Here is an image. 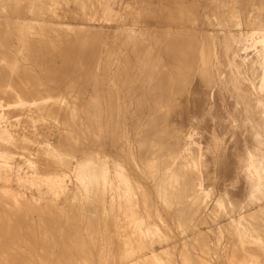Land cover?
Masks as SVG:
<instances>
[{"label":"rangeland","instance_id":"1","mask_svg":"<svg viewBox=\"0 0 264 264\" xmlns=\"http://www.w3.org/2000/svg\"><path fill=\"white\" fill-rule=\"evenodd\" d=\"M0 1V15L2 14L3 16V12L6 10L7 13L5 12L4 16L6 18L13 17L14 14L12 15L10 13L14 11V8L12 10L10 8H12L11 5L13 7L15 6L10 1L14 2V0H8V2L5 0L6 4L4 0ZM18 1L19 0H15L17 3ZM23 1L20 0L18 4L14 3L17 7L15 10L19 8L17 5L25 4L24 7L22 5V8L20 6L18 11L22 12L24 10L27 12V10L30 9L28 12L32 14L27 15L29 19H37L39 22L43 15L46 19L43 18L41 20L43 22L40 24L35 22V24L38 25H34L35 30L33 27L32 31L23 37L25 43L27 40V45L24 46L27 49L23 47L21 48L22 51L19 46L20 44L18 45V43H16V41H18V36H14L17 39L14 38L13 35L15 34L12 35L11 32H7L5 28L2 29H5L4 31L0 30V98L2 97V100L0 99V127L7 131L6 136L11 134L15 138L14 141H18L16 143L17 145L14 144V146L6 143V141L0 142V150L8 155V159L0 158V264H87V262L88 264H264V102L259 101L258 103L256 95H248L252 96V98L255 97V99L249 101V103L245 105L241 103L238 92L241 91L242 88L238 85H232L229 78L231 77L230 73L240 74V79L245 87L252 89L254 92L259 89V93L264 95V90L261 89L259 84L262 80L258 77V73L254 75L255 72L252 71V69L256 70V68H263L261 70H264V43H260L261 35L252 34L253 36L250 35L248 37L247 34L250 29H264V0H221L227 2L228 5H223L220 10L217 7L216 0H46V3L45 0H42L44 2L40 0L42 3L38 0L41 4L38 3L35 4V6L34 3L38 2L37 0H31V2L33 1L32 4L30 0ZM2 2L5 4L3 5L5 6V10L3 9ZM21 2L23 3L21 4ZM7 3L11 4L8 5ZM241 3L247 4L244 5ZM6 6H10V8H6ZM41 7L46 8V15L44 8L42 9ZM243 7L251 10V13L246 17L249 18L253 24L248 27L242 26L241 24L240 19L244 18V16L240 14V10ZM40 8L42 13L40 11L37 12ZM235 9H238L237 13ZM30 11L32 12L30 13ZM8 12L10 16L7 15ZM35 13L36 16L34 15ZM39 13H41V15H39ZM188 13L190 15H188ZM207 13L210 16L211 23L207 22ZM26 14L24 13L25 16L23 14L20 16L27 18ZM72 15L79 19V26L74 27L76 24L69 19ZM4 16H0V20H2L0 21L1 23H4L3 19H6ZM134 17H136V19H133ZM155 18L161 19L159 24L155 23ZM223 20H227V22H223ZM237 20L239 22H237ZM50 21L64 22L67 24L64 27L68 29L64 30L65 28L63 27L64 29L62 30L56 29L51 31L55 28L52 26L48 28V23ZM177 21H179V23ZM41 26L43 28L45 27L43 30H48V32H44ZM2 27L3 26L0 25V28ZM38 27H40L41 30ZM100 27H104V29L101 31ZM207 28L211 34L217 37L216 42L219 44L217 46V51L220 58L218 60V70L215 69L217 75H212L213 72L207 70ZM226 30L228 31V35ZM42 31L47 36H45ZM60 32L62 35H60ZM27 36L29 37L27 38ZM64 37L67 38L65 39ZM227 42L228 49L233 53L235 49H237L239 53L244 54L247 61L243 62L242 59H240L237 62V67L233 65L229 68L224 52ZM10 43L12 45H10ZM46 43L49 44L47 45ZM80 43L82 45H80ZM15 44L19 47L18 49ZM28 44H30V46ZM185 44L188 46V52L182 57L184 67H180L178 66L179 48H182ZM92 50H95V52ZM93 53H95L93 55L94 58L92 56ZM77 56L79 57L77 58ZM91 56L94 61H92ZM202 56L205 57L204 60H202ZM232 56L235 57V54ZM227 57H229V54ZM79 63L82 64L80 65ZM70 64L77 67H72L73 65ZM89 65L90 67H88ZM96 65H98V68H95ZM210 65L212 64L210 63ZM57 69L58 71H56ZM263 77L264 73L262 79ZM14 78L17 79L19 83H17L18 81ZM79 80L82 81L80 82ZM24 81H26V83ZM62 81L64 83H62ZM52 82L54 84L53 86H51ZM61 83L62 85L64 84V87L61 86ZM29 84L31 85L29 86ZM19 88L20 90L28 89L29 93L32 92L30 94L28 93V98L23 95L29 101V104H15L13 101L15 100L16 102L14 95L3 93L5 89L6 92L9 93L12 92L13 89L19 90ZM84 89L86 91H84ZM74 92L75 94H73ZM39 93H41V95ZM10 95H12L13 98ZM73 97H77L74 99L75 101L72 100ZM91 99L92 101H90ZM96 99L98 103L95 101ZM48 100L53 103H48ZM54 101L56 104H54ZM109 102L110 104L108 106ZM44 103L48 107L44 106ZM111 103H113V105ZM50 104H52V106H49ZM86 106L88 107L86 108ZM95 106H99V109ZM70 107L75 110H72ZM61 111H63V113ZM195 111L199 114L197 115ZM261 111H263L262 114ZM14 112L16 113L14 114ZM75 113L78 114L76 115ZM244 114L248 116H244ZM63 117L64 119L66 118V121ZM54 118H57L56 123ZM61 119H63V122ZM98 119L100 123L98 122L97 124ZM255 120L256 122L254 123ZM163 124L165 126H163ZM90 125L93 126L91 127ZM242 125H244V127ZM101 127L102 130L100 129ZM188 127L191 128L188 129ZM180 130L185 131L184 133L181 131V133ZM101 132H103L102 138L100 135ZM178 132L181 133L180 135H182V138L184 137L183 139H181V136L179 137ZM190 132L194 134L192 137L193 139L191 138L192 135H190ZM3 134L2 130H0V136ZM151 135H153L154 138ZM64 136L66 138H64ZM60 138H62V143ZM176 138L177 143H175ZM190 138L193 142L190 141L189 143L188 141L191 140ZM101 139H103L104 142ZM178 140L179 142L184 141V143L180 142V144ZM48 141L53 145V148L46 144ZM72 142L75 143V146ZM192 143L197 144L195 145L196 147L200 144V149H197V147L196 150L195 147H192L194 146ZM67 144L69 145L67 146ZM101 144L104 146L102 147ZM255 144L260 145H258V147ZM55 146L57 148H55ZM65 146L68 149L65 148ZM155 146H157V149ZM260 146L262 147L260 148ZM77 148L78 150H76ZM181 148L183 152L185 150H187V152L193 151L192 153L190 152L191 158L189 153L186 154V151L184 152L185 154L183 152L181 154ZM200 150L201 152L203 151V153H200ZM39 151L43 152L41 153ZM90 151L93 152L91 153ZM249 151H254L256 152L255 154L258 155L256 156L255 162H253L257 168L248 171L247 168L253 166V164L248 163V161L244 159ZM194 152L197 153L193 155ZM66 153L68 154L66 155ZM200 154L201 156H196ZM178 155H180V157ZM205 155H207V157ZM193 156L194 158H192ZM97 158L98 160L94 161V159ZM149 158L150 160H148ZM91 159L94 163L100 162L103 169L106 168V178L98 177L95 180V177H87L84 178V180L80 179L79 173L81 167ZM92 160L90 162H92ZM151 161H153V164ZM105 163L106 165H104ZM161 163L162 165L160 166ZM81 164L83 165L81 166ZM38 165H40L39 168L35 169ZM198 166L202 171L198 169ZM40 168L42 169L40 170ZM206 172L209 173L207 174ZM181 173L183 175H181ZM196 174H198L199 177H197ZM58 180L60 184H62L61 187H58L55 182ZM187 184L189 186H186ZM95 187L96 189H94ZM51 188H53V190ZM93 189L96 190V192ZM138 189L144 190V192L138 191ZM97 192L99 194H97ZM168 192H172L173 194ZM189 193L190 195L188 196L187 194ZM191 193L195 195H191ZM199 193L200 195H198ZM181 196L183 197L179 198ZM14 202L15 205L13 204ZM34 203H36V205ZM41 203L42 205H40ZM95 206H98V208ZM182 206H187L188 208H186L188 210L182 208ZM177 208H181V211H178ZM183 210H185V212H183ZM176 211L177 213H175ZM96 212L99 214L98 216H96ZM140 212H142V214H140ZM109 213L111 214L109 215ZM106 217L108 219L110 217L111 221L106 219ZM58 221L59 223H57ZM106 222H109V225ZM146 222L149 223L146 224ZM184 223H187L185 224L186 226ZM79 225L81 227H79ZM76 257L78 260L75 259Z\"/></svg>","mask_w":264,"mask_h":264},{"label":"bare ground","instance_id":"2","mask_svg":"<svg viewBox=\"0 0 264 264\" xmlns=\"http://www.w3.org/2000/svg\"><path fill=\"white\" fill-rule=\"evenodd\" d=\"M9 1H10V0H9ZM19 1H20V0H19ZM19 1H18V3H19ZM22 1H23V0H22ZM35 1H36V0H35ZM37 1H38V0H37ZM39 1H40V0H39ZM39 1H38V2H35V3H34V6H35V4H38ZM41 1H42V0H41ZM41 1H40V2H41ZM118 1H119V0H118ZM0 2H1V1H0ZM4 2H5V0H4ZM6 2H8V0H7ZM6 2H5V4H6ZM10 2H11L15 7H13V6L11 5L12 8H10V6H6V8L8 7V8H10L11 10L14 8V11H12L10 14H12V15L14 14L15 17H14V16H13V17L11 16V18H6V17L4 16L6 10L4 9L5 6H3V5H5V4L2 2L3 9L5 10V12H3V13H4L3 16H4L6 19H3V20H4V21H3L4 23H1V22H0V23H1L0 25L3 26L2 28H0V30H2L3 28H5L6 31L9 32V33L11 32L12 35L15 34V35H13V37H14V36H16V37L18 36V37H17L18 39H17L16 37H14V38H16V39L18 40V41H16V43H18V45L20 44L19 46H20V49H21V48H23L24 46L27 45V44H26V43H27V40H26V43H25L24 40H23V39H24L23 37H24L26 34H28L29 32L32 31L34 25H35V26H38V25L35 24V22L38 23V24H40V23L43 22V21H41V20H42L43 18H45V17H44V15L41 16L42 19L38 17L39 19H41V20H40L41 22H40V21L38 22L37 19L34 20V19L32 18V16H31V18H32L33 20H31V19H29V18L27 17V15H31V14H32V13H31L32 11H30L31 14H29L28 11H29L30 9H29L28 7H27V8H28L29 10H27V8H26L27 12L24 11V10H23L22 12H21V11H18L19 8H20V6H21V8H22V5H23L22 3H23L24 1L21 2L22 5H20V4L17 5V6L19 7L18 9H16L17 11L15 10V8H17V7H16V4H18V3L15 2V0H14V2H13V1H10ZM30 2H31V0H30ZM42 2H44V1H42ZM42 2H41V3H42ZM49 2H50V1H49ZM49 2H48V4H49ZM128 2H129V1H128ZM11 3H9V4H11ZM14 3H16V4H14ZM24 3H26V2H24ZM32 3H33V1L31 2V4H32ZM41 3H39V4H41ZM45 3H46V0H45ZM45 3H44V4H45ZM93 3H94V2H93ZM104 3H105V2H104ZM112 3H113V2H112ZM7 4H8V3H7ZM9 4H8V5H9ZM48 4H46V5H48ZM53 4H54V3H53ZM0 5H1V4H0ZM24 5H25V4H24ZM24 5H23V7H24ZM29 5H30V4H29ZM29 5H28V6H29ZM51 5H52V4H51ZM59 5H60V4H59ZM59 5H58V6H59ZM78 5H79V4H78ZM89 5H90V4H89ZM106 5H107V3H106ZM195 5H196V4H195ZM26 6H27V5H26ZM60 6H61V5H60ZM92 6H93V4H92ZM94 6H96V5H94ZM111 6H112V5H111ZM30 7L32 8L33 6H30ZM50 7H51V6H50ZM50 7H49V8H50ZM74 7H75V6H74ZM79 7H80V6H79ZM33 8H34V7H33ZM41 8L43 9L44 7H41ZM41 8H40V10H38L37 12L40 11V12L42 13ZM46 8H47V6H46ZM46 8H44L45 15H46ZM70 8H71V7H70ZM177 8H178V7H177ZM10 9H9V10H10ZM36 9H37V8H36ZM36 9H34V10H36ZM50 9H51V8H50ZM50 9H49V10H50ZM85 9H86V8H85ZM141 9H142V8H141ZM147 9H148V8H147ZM172 9H173V8H172ZM175 9H176V8H175ZM186 9H187V8H186ZM186 9H185V10H186ZM11 10H10V11H11ZM21 10H22V9H21ZM52 10H53V9H52ZM57 10H58V9H57ZM70 10H71V9H70ZM75 10H76V9H75ZM124 10H125V9H124ZM189 10H190V9H189ZM235 10H236V9H235ZM1 11H2V9H1ZM10 11H9V12H10ZM44 11H43V12H44ZM47 11H48V10H47ZM54 11H55V10H54ZM63 11H64V9H63ZM72 11H73V10H72ZM9 12H8L7 15L10 16ZM34 12H35V11H34ZM55 12H56V11H55ZM86 12H87V11H86ZM86 12H85V13H86ZM91 12H92V11H91ZM176 12H177V10H176ZM190 12H191V11H190ZM1 13H2V12H1ZM6 13H7V12H6ZM24 13H25V14L28 13V14H26V17H27V18H25V17L23 18V17L20 16V15H22V14L24 15ZM41 13H39V15H41ZM59 13H60V12H59ZM61 13H63V12H61ZM178 13H179V12H178ZM186 13H187V12H186ZM37 14H38V13H37ZM47 14H48V13H47ZM50 14H51V13H50ZM65 14H66V13H65ZM90 14H91V13H90ZM160 14H161V13H160ZM174 14H175V13H174ZM34 15L36 16V13H35ZM34 15H33V16H34ZM39 15H38V16H39ZM53 15H54V14H53ZM61 15H62V14H61ZM67 15H68V14H67ZM79 15H80V14H79ZM84 15H85V14H84ZM91 15H92V14H91ZM188 15H190V14L188 13ZM196 15H197V14H196ZM0 16L3 17L2 14H1ZM24 16H25V15H24ZM35 16H34V17H35ZM161 16H162V15H161ZM48 17H49V16H48ZM48 17H47V18H48ZM36 18H37V17H36ZM196 18H197V17H196ZM45 19H46V18H45ZM69 19L71 20V22H73V23L76 24L74 27H77V26L80 25L79 22H78L79 19H78L76 16H73V15H72ZM84 19H85V18H84ZM89 19H90V18H89ZM133 19H136V17H134ZM181 19H182V18H181ZM191 19H192V18H191ZM137 20H138V19H137ZM160 20H161V19H157V18L154 19V21H155L156 24H159V21H160ZM174 20H175V19H174ZM176 20H177V19H176ZM178 20H179V19H178ZM0 21H2V20H0ZM169 21H170V20H169ZM112 22H113V21H112ZM138 22H139V21H138ZM171 22H172V21H171ZM177 22L179 23V21H177ZM172 23H173V22H172ZM174 23H176V22H174ZM180 23H181V22H180ZM182 23H183V21H182ZM234 23H235V22H234ZM236 23H237V22H236ZM46 24H47V22H46ZM41 25H42V24H41ZM48 25H49L48 28H49L50 26H52L53 28H55V29H52L51 31L56 30V29H58V30H62V29H64V28H65L64 30H67V29H68V28L66 29V27H64V26L67 25V24H65L64 22H60V21H58V22H51V21H50V22L48 23ZM71 25H72V24H71ZM147 25H148V24H147ZM176 25H177V24H176ZM191 25H192V24H191ZM43 26H45V25H43ZM186 26H187V25H186ZM41 27H42V26H41ZM45 27H46V26H45ZM45 27H44V28H45ZM63 27H64V28H63ZM68 27H71V26H68ZM74 27H72V28H74ZM91 27H92V26H91ZM38 28L41 30L40 27H38ZM44 28L42 27V30H43ZM46 28H47V27H46ZM72 28H71V29H72ZM81 28H82V27H81ZM81 28H79V29H81ZM87 28H88V27H87ZM92 28H93V27H92ZM5 29H4V30H5ZM36 29H37V27H36ZM100 29H101V31H102V29H104V27H100ZM152 29H153V28H152ZM156 29H157V28H156ZM161 29H162V28H161ZM4 30H2V31H4ZM34 30H35V27H34ZM34 30H33V32H35ZM37 30H38V29H37ZM81 30H82V29H81ZM94 30H95V29H94ZM182 30H183V29H182ZM43 31H44V32H46V31L48 32V30H46V31L43 30ZM43 31H42V33L44 34ZM74 31H75V30H74ZM85 31H86V30H85ZM87 31H88V30H87ZM143 31H145V30H143ZM0 32H1V31H0ZM7 32H5V33H6V34H9V33H7ZM39 32H40V31H39ZM61 32H63V31H61ZM61 32H60V35H62ZM70 32H71V31H70ZM72 32H73V31H72ZM139 32H140V31H139ZM157 32H158V31H157ZM193 32H194V31H193ZM254 32H255V31H254ZM254 32H253V33H254ZM50 33H51V32H50ZM115 33H117V32H115ZM198 33H199V32H198ZM251 33H252V32H251ZM2 34H3V32H2ZM11 34H10V36H11ZM30 34H31V33H30ZM35 34H36V32H35ZM47 34H48V33H47ZM54 34H55V33H54ZM149 34H150V33H149ZM153 34H154V33H153ZM257 34H258V33L255 32L253 35H257ZM44 35H45V34H44ZM63 35H64V34H63ZM105 35H106V34H105ZM107 35H108V33H107ZM125 35H126V34H125ZM164 35H165V34H164ZM166 35H167V34H166ZM253 35H252V36H253ZM259 35H261V36H260V37H261V38H260V43H264V34H260V33H259ZM38 36H39V35H38ZM45 36H47V35H45ZM48 36H49V35H48ZM52 36H53V35H52ZM65 36H67V35H65ZM68 36H69V35H68ZM142 36H143V35H142ZM159 36H160V35H159ZM11 37H12V36H11ZM28 37H29V36H27V38H28ZM43 37H44V36H43ZM43 37H42V38H43ZM137 37H138V36H137ZM165 37H167V36H165ZM208 37H209V36H208ZM210 37H211V36H210ZM62 38H63V37H62ZM64 38H65V37H64ZM66 38H67V37H66ZM66 38H65V39H66ZM257 38H258V37H257ZM16 39H15V40H16ZM38 39H39V38H38ZM48 39H49V38H48ZM60 39H61V38H60ZM135 39H136V38H135ZM164 39H165V38H164ZM206 39H207V38H206ZM8 40H9V39H8ZM39 40H40V39H39ZM41 40H43V39H41ZM53 40H54V38H53ZM57 40H58V39H57ZM68 40H69V39H68ZM93 40H94V39H93ZM203 40H204V39H203ZM13 41H14V40H13ZM29 41H30V40H29ZM45 41H46V39H45ZM62 41H63V40H62ZM66 41H67V40H66ZM81 41H82V40H81ZM96 41H97V40H96ZM147 41H148V40H147ZM152 41H153V40H152ZM19 42H20V43H19ZM30 42H31V41H30ZM46 42H47V41H46ZM71 42H72V41H71ZM194 42H195V41H194ZM194 42H193V43H194ZM5 43H6V42H5ZM8 43H9V42H8ZM8 43H7V44H8ZM28 43H29V42H28ZM59 43H60V42H59ZM69 43H70V42H69ZM82 43H83V42H82ZM142 43H143V42H142ZM30 44H31V43H30ZM30 44H28V45L30 46ZM46 44H47V43H46ZM48 44H49V43H48ZM48 44H47V45H48ZM55 44H56V43H55ZM67 44H68V43H67ZM85 44H87V43H85ZM134 44H135V43H134ZM10 45H12V44L10 43ZM15 45L17 46V44H15ZM51 45H52V44H51ZM74 45H76V44H74ZM80 45H82V44L80 43ZM123 45H124V44H123ZM59 46H60V45H59ZM76 46H77V45H76ZM34 47H35V46H34ZM51 47H52V46H51ZM64 47H65V46H64ZM66 47H67V46H66ZM72 47H73V46H72ZM107 47H109V46H107ZM3 48H4V47H3ZM3 48H2V49H3ZM13 48H14V47H13ZM16 48L18 49L19 47L17 46ZM24 48H25V47H24ZM37 48H38V47H37ZM94 48H95V47H94ZM102 48H103V47H102ZM164 48H165V47H164ZM187 48H188L187 44H185L184 46H182V48H179V55H178V59H179V62H178V63H179V65H178V66H180V67H184V66H183V62H182V57L185 56V55L187 54V52H188V51H187ZM20 49H19V50H20ZM25 49H27V48H25ZM105 49H106V48H105ZM126 49H127V48H126ZM156 49H157V48H156ZM191 49H192V48H191ZM4 50H6V49H4ZM23 50H24V49H23ZM38 50H39V49H38ZM42 50H43V48H42ZM59 50H60V49H59ZM63 50H64V48H63ZM0 51H1V50H0ZM8 51H9V50H8ZM8 51H7V52H8ZM21 51H22V49H21ZM83 51H85V50H83ZM92 51H93V50H92ZM108 51H109V50H108ZM132 51H134V50H132ZM141 51H142V50H141ZM158 51H159V50H158ZM10 52H11V51H10ZM17 52H18V51H17ZM26 52H27V51H26ZM54 52H55V51H54ZM54 52H53V53H54ZM85 52H86V51H85ZM93 52H95V50H94ZM122 52H123V51H122ZM13 53H14V52H13ZM36 53H37V52H36ZM57 53H58V52H57ZM69 53H70V52H69ZM90 53H91V52H90ZM16 54H17V53H16ZM46 54H47V53H46ZM46 54H45V55H46ZM94 54H95V53H93L92 56H93ZM12 55H13V54H12ZM12 55H11V56H12ZM21 55H22V54H21ZM32 55H33V54H32ZM35 55H36V54H35ZM53 55H54V54H53ZM79 55H80V54H79ZM86 55H87V54H86ZM115 55H116V54H115ZM16 56H17V55H16ZM69 56H70V55H69ZM81 56H82V55H81ZM83 56H84V55H83ZM92 56H91V58H92ZM105 56H106V55H105ZM51 57H52V56H51ZM78 57H79V56H77V58H78ZM147 57H148V56H147ZM187 57H188V56H187ZM13 58H14V57H13ZM23 58H24V56H23ZM54 58H56V57H54ZM73 58H74V57H73ZM93 58H94V56H93ZM93 58H92V61H94ZM26 59H27V58H26ZM26 59H25V60H26ZM83 59H85V58H83ZM204 59H205V57L202 56V60H204ZM10 60H11V58H10ZM10 60H9V61H10ZM12 60H13V59H12ZM32 60H33V59H32ZM78 60H80V59H78ZM109 60H110V59H109ZM136 60H137V59H136ZM184 60H185V59H184ZM21 61H22V60H21ZM52 61H53V60H52ZM90 61H91V60H90ZM17 62H19V61H17ZM121 62H122V61H121ZM15 63H16V60H15ZM37 63H38V62H37ZM75 63H76V62H75ZM126 63H127V61H126ZM131 63H132V62H131ZM178 63H177V64H178ZM184 63H185V61H184ZM199 63H200V62H199ZM53 64H54V63H53ZM79 64L81 65L82 63H79ZM92 64H93V63H92ZM92 64H91V65H92ZM121 64H122V63H121ZM0 65H1V64H0ZM58 65H59V63H58ZM70 65H73V64H70ZM70 65H69V66H70ZM114 65H116V64H114ZM140 65H141V64H140ZM142 65H143V64H142ZM3 66H4V65H3ZM31 66H32V65H31ZM66 66H67V65H66ZM74 66H75V65H73L72 67H74ZM116 66H117V65H116ZM124 66H125V65H124ZM75 67H77V66H75ZM81 67H82V66H81ZM88 67H90V65H89ZM96 67L98 68V65H96L95 68H96ZM252 67H254V66H252ZM14 68H15V67H14ZM49 68H50V67H49ZM58 68H59V67H58ZM68 68H69V67H68ZM85 68H86V67H85ZM104 68H105V67H104ZM29 69H30V68H29ZM62 69H63V67H62ZM72 69H73V68H72ZM76 69H77V68H76ZM83 69H84V68H83ZM117 69H118V68H117ZM180 69H181V68H180ZM23 70H24V68H23ZM38 70H39V69H38ZM136 70H137V69H136ZM155 70H156V69H155ZM15 71H16V70H15ZM18 71H19V70H18ZM20 71H21V69H20ZM56 71H58V69H57ZM63 71H66V70H63ZM67 71H68V70H67ZM84 71H85V70H84ZM88 71H89V70H88ZM109 71H110V70H109ZM118 71H119V70H118ZM172 71H173V70H172ZM3 72H4V71H3ZM16 72H17V71H16ZM26 72H27V71H26ZM26 72H25V73H26ZM32 72H33V71H32ZM32 72H31V73H32ZM49 72H51V71H49ZM86 72H87V71H86ZM106 72H107V71H106ZM0 73H1V72H0ZM11 73H12V72H11ZM17 73H18V72H17ZM23 73H24V72H23ZM124 73H125V72H124ZM135 73H136V72H135ZM18 74H20V73H18ZM35 74H36V73H35ZM55 74H56V73H55ZM59 74H60V73H59ZM67 74H68V73H67ZM75 74H78V73H75ZM79 74H80V73H79ZM83 74H84V73H83ZM107 74H108V73H107ZM260 74H261V73H260ZM25 75H29V74H25ZM51 75H52V74H51ZM53 75H54V74H53ZM85 75H86V74H85ZM110 75H111V74H110ZM140 75H141V74H140ZM58 76H59V75H58ZM119 76H120V75H119ZM0 77H1V76H0ZM11 77H12V76H11ZM27 77H29V76H27ZM68 77H69V76H68ZM78 77H79V76H78ZM84 77H85V76H84ZM6 78H7V76H6ZM21 78H22V77H21ZM33 78H34V77H33ZM124 78H125V77H124ZM139 78H140V77H139ZM141 78H142V77H141ZM14 79H15V78H14ZM26 79H28V78H26ZM41 79H42V78H41ZM48 79H49V78H48ZM62 79H63V78H62ZM74 79H75V78H74ZM77 79H78V78H77ZM82 79H83V78H82ZM95 79H96V78H95ZM95 79H94V80H95ZM116 79H117V78H116ZM120 79H121V78H120ZM131 79H132V78H131ZM134 79H135V78H134ZM15 80H17V79H15ZM22 80H23V79H22ZM31 80H32V79H31ZM36 80H37V79H36ZM39 80H40V79H39ZM39 80H38V82H39ZM125 80H126V79H125ZM140 80H141V79H140ZM7 81H8V79H7ZM17 81H18V80H17ZM32 81H33V80H32ZM42 81H43V80H42ZM59 81H60V80H59ZM65 81H66V80H65ZM79 81H80V80H79ZM81 81H82V80H81ZM81 81H80V82H81ZM95 81H96V80H95ZM123 81H124V80H123ZM128 81H129V80H128ZM159 81H160V80H159ZM24 82L26 83V81H24ZM38 82H37V83H38ZM47 82H48V81H47ZM55 82H56V81H55ZM55 82H54V83H55ZM69 82H70V81H69ZM72 82H73V81H72ZM77 82H78V81H77ZM85 82H87V81H85ZM112 82H113V81H112ZM148 82H149V81H148ZM17 83H19V81H18ZM34 83H35V82H34ZM56 83H57V82H56ZM56 83H55V84H56ZM62 83H64V82L62 81ZM62 83H61V86L64 85V84L62 85ZM73 83H74V82H73ZM83 83H84V82H83ZM122 83H123V82H122ZM127 83H129V82H127ZM141 83H143V82H141ZM141 83H140V84H141ZM5 84H6V83H5ZM27 84H28V83H27ZM31 84H32V82H31ZM31 84H29V86H30ZM81 84H82V83H81ZM86 84H87V83H86ZM112 84H113V83H112ZM123 84H124V83H123ZM160 84H161V83H160ZM20 85H21V84H20ZM32 85H33V84H32ZM36 85H37V84H36ZM36 85H35V86H36ZM42 85H43V84H42ZM48 85H49V84H48ZM53 85H54V84H53V82H52V83H51V86H53ZM57 85H58V84H57ZM83 85H84V84H83ZM92 85H93V84H92ZM95 85H96V84H95ZM108 85H109V84H108ZM119 85H120V84H119ZM24 86H25V85H24ZM49 86H50V85H49ZM68 86H70V85H68ZM75 86H76V85H75ZM93 86H94V85H93ZM151 86H152V85H151ZM260 86H261V89L264 90V77H263V79H262V82H261ZM7 87H8V86H7ZM63 87H64V86H63ZM80 87H81V86H80ZM88 87H89V86H88ZM120 87H121V85H120ZM141 87H142V86H141ZM141 87H140V88H141ZM153 87H154V86H153ZM164 87H165V86H164ZM257 87H258V86H257ZM9 88H10V87H9ZM46 88H47V87H46ZM58 88H59V87H58ZM85 88H86V87H85ZM92 88L95 89L94 87H92ZM123 88H124V87H123ZM151 88H152V87H151ZM187 88H188V87H187ZM31 89H32V88H31ZM34 89H35V87H34ZM38 89H39V88H38ZM40 89H41V87H40ZM43 89H44V88H43ZM64 89H65V88H64ZM96 89H97V88H96ZM157 89H158V88H157ZM192 89H193V88H192ZM19 90H20V88H19ZM19 90H16V89L14 90V89H13L12 92H9V93H8V92H6V89H5V91H4L3 93H4V94H12V95H14V98H16V102H15V100H13L15 104H18V105L21 104V103H22V104L24 103L23 105H27V104H29V101L26 99V97H27V95H29V94L32 93V92L29 93L28 89H25V90L22 89V90H20V91H19ZM75 90H76V89H75ZM81 90H82V89H81ZM121 90H122V89H121ZM155 90H156V88H155ZM155 90H154V91H155ZM163 90H164V88H163ZM40 91H41V90H40ZM43 91H45V90H43ZM48 91H49V90H48ZM84 91H86V90L84 89ZM110 91H111V90H110ZM110 91H109V92H110ZM46 92H47V90H46ZM52 92H54V91H52ZM76 92H77V91H76ZM95 92H96V91H95ZM122 92H123V91H122ZM148 92H149V91H148ZM151 92H152V91H151ZM157 92H158V91H157ZM193 92H194V91H193ZM28 93H29V94H28ZM43 93H44V92H43ZM48 93H49V92H48ZM55 93H56V92H55ZM59 93H60V92H59ZM69 93H70V92H69ZM114 93H115V92H114ZM133 93H134V92H133ZM159 93H160V91H159ZM165 93H166V92H165ZM177 93H178V92H177ZM33 94H34V93H33ZM36 94H37V93H36ZM39 94L41 95V93H39ZM53 94H54V93H53ZM67 94H68V93H67ZM73 94H75V92H74ZM73 94H72V95H73ZM82 94H83V93H82ZM123 94H124V93H123ZM123 94H122V95H123ZM129 94H130V93H129ZM137 94H138V93H137ZM12 95H10V96H12ZM23 95H25L26 97L23 96ZM77 95H78V94H77ZM96 95H97V94H96ZM109 95H110V94H109ZM112 95H113V94H112ZM2 96H3V94H2ZM6 96H7V95H6ZM10 96H9V97H10ZM49 96H50V95H49ZM63 96H64V95H63ZM63 96H62V97H63ZM70 96H71V95H70ZM74 96H75V95H74ZM103 96H104V95H103ZM107 96H108V95H107ZM127 96H128V95H127ZM137 96H138V95H137ZM195 96H196V95H195ZM3 97H4V96H3ZM9 97H8V98H9ZM24 97H25V98H24ZM56 97H57V96H56ZM67 97H68V96H67ZM77 97H78V96H77ZM77 97H75V98H77ZM146 97H147V96H146ZM168 97H169V96H168ZM173 97H174V96H173ZM1 98H2V97H1ZM1 98H0V99H1ZM5 98H6V97H5ZM12 98H13V96H12ZM27 98H28V97H27ZM54 98H55V97H54ZM60 98H61V97H60ZM75 98L73 97L72 100H74ZM117 98H118V97H117ZM134 98H135V97H134ZM171 98H172V97H171ZM10 99H11V98H10ZM130 99H131V98H130ZM184 99H185V98H184ZM1 100H2V99H1ZM59 100H60V99H59ZM80 100H81V99H80ZM98 100H100V99H98ZM107 100H108V99H107ZM122 100H123V99H122ZM125 100H126V99H125ZM48 101H49L48 103H53L52 101L50 102V100H48ZM60 101H61V100H60ZM74 101H75V100H74ZM90 101H92V99H91ZM90 101H89V103H90ZM95 101H97V99H96ZM111 101H112V100H111ZM133 101H134V99H133ZM193 101H194V99H193ZM3 102L5 103V100H4V99H3ZM33 102H34V101H33ZM54 102H55V101H54ZM76 102H77V101H76ZM113 102H114V101H113ZM117 102H118V101H117ZM127 102H128V101H127ZM171 102H172V100H171ZM171 102H170V103H171ZM263 102H264V101H263ZM4 103H3V105H4ZM46 103H47V102H46ZM48 103H47V104H48ZM65 103H66V102H65ZM97 103H98V101H97ZM190 103H191V102H190ZM258 103H259V101H258ZM37 104H38V103H37ZM54 104H56V102H55ZM54 104H53V105H54ZM68 104H70V103H68ZM86 104H88V103H86ZM109 104H110V102L108 103V106H109ZM111 104L113 105V103H111ZM134 104H135V103H134ZM180 104H181V103H180ZM217 104H218V103H217ZM229 104H230V103H229ZM43 105L46 106L45 103H44ZM43 105H42V106H43ZM57 105H58V103H57ZM65 105H66V104H65ZM70 105H71V104H70ZM126 105H127V104H126ZM195 105H196V104H195ZM5 106H6V105H5ZM14 106H15V105H14ZM36 106L38 107V105H36ZM49 106H52V104H50ZM54 106H55V105H54ZM54 106H53V107H54ZM68 106H69V105H68ZM128 106H129V105H128ZM131 106H132V105H131ZM136 106H137V105H136ZM151 106H152V105H151ZM168 106H169V105H168ZM192 106H193V105H192ZM197 106H198V105H197ZM213 106H214V105H213ZM215 106H216V104H215ZM230 106H232V105H230ZM236 106H237V105H236ZM46 107H48V106H46ZM58 107H59V106H58ZM87 107H88V106H86V108H87ZM95 107H97V106H95ZM98 107H99V106H98ZM98 107H97V108H98ZM122 107H123V106H122ZM122 107H121V108H122ZM142 107H143V106H142ZM166 107H167V106H166ZM210 107H211V106H210ZM232 107H233V106H232ZM255 107H256V106H255ZM38 108H40V107H38ZM49 108H51V107H49ZM55 108H56V107H55ZM63 108H64V107H63ZM70 108L72 109V107H70ZM73 108H74V107H73ZM76 108H77V107H76ZM93 108H94V107H93ZM110 108H111V107H110ZM130 108H131V107H130ZM164 108H165V107H164ZM193 108H194V107H193ZM195 108H196V107H195ZM262 108H263V106H262ZM16 109H18V108H16ZM58 109H59V108H58ZM71 109H70V111H71ZM78 109H79V108H78ZM78 109H76V110H78ZM98 109H99V108H98ZM98 109H97V110H98ZM108 109H109V108H108ZM113 109H114V108H113ZM145 109H147V108H145ZM165 109H166V108H165ZM165 109H164V110H165ZM208 109H209V108H208ZM214 109H215V108H214ZM4 110H5V109H4ZM30 110H31V109H30ZM35 110H36V109H35ZM35 110H34V112H35ZM54 110H55V109H54ZM63 110H64V109H63ZM65 110H67V109H65ZM72 110H75V109H72ZM91 110H92V109H91ZM109 110H110V109H109ZM114 110H115V109H114ZM129 110H130V109H129ZM129 110H128V111H129ZM136 110H137V109H136ZM141 110H142V109H141ZM155 110H156V108H155ZM210 110H211V109H210ZM239 110H240V109H239ZM16 111H17V110H16ZM32 111H33V110H32ZM143 111H144V110H143ZM165 111H166V110H165ZM208 111H209V110H208ZM213 111H214V110H213ZM230 111H231V110H230ZM7 112H8V111H7ZM61 112L63 113V111H61ZM67 112H68V111H67ZM99 112H100V111H99ZM153 112H154V111H153ZM173 112H174V111H173ZM195 112H196V111H195ZM257 112H258V111H257ZM15 113H16V112H14V114H15ZM86 113H87V112H86ZM94 113H95V112H94ZM94 113H93V115H94ZM97 113H98V112H97ZM128 113H129V112H128ZM170 113H171V112H170ZM196 113H197V112H196ZM202 113H203V112H202ZM210 113H211V112H210ZM262 113H263V111H261V114H262ZM48 114H49V113H48ZM54 114H55V113H54ZM65 114H67V113H65ZM75 114H76V113H75ZM77 114H78V113H77ZM77 114H76V115H77ZM87 114H88V113H87ZM117 114H118V113H117ZM122 114H123V112H122ZM155 114H156V113H155ZM198 114H199V113H197V115H198ZM73 115H74V114H73ZM84 115H85V114H84ZM88 115H89V114H88ZM95 115H96V114H95ZM97 115H98V114H97ZM119 115H120V114H119ZM125 115H126V114H125ZM162 115H163V114H162ZM186 115H187V114H186ZM46 116H47V115H46ZM67 116H68V115H67ZM89 116H90V115H89ZM91 116H92V115H91ZM108 116H109V115H108ZM122 116H123V115H122ZM127 116H128V115H127ZM130 116H131V115H130ZM137 116H138V115H137ZM10 117H11V116H10ZM64 117H65V116H64ZM64 117H63V119H64ZM97 117H98V116H97ZM97 117H96V118H97ZM149 117H150V116H149ZM151 117H152V116H151ZM156 117H157V116H156ZM158 117H159V116H158ZM189 117H190V116H189ZM193 117H195V116H193ZM203 117H204V116H203ZM210 117H211V116H210ZM17 118H18V117H17ZM99 118H100V117H99ZM111 118H112V117H111ZM160 118H161V117H160ZM163 118H164V116H163ZM167 118H168V117H167ZM225 118H226V117H225ZM54 119H55V118H54ZM63 119H61V121H62ZM65 119H66V118H65ZM65 119H64V120H65ZM91 119H92V118H91ZM149 119H150V118H149ZM181 119H182V118H181ZM205 119H206V118H205ZM253 119H254V118H253ZM19 120H20V119H19ZM56 120H57V118L55 119V123H56ZM71 120H72V119H71ZM80 120H82V119H80ZM100 120H101V119H100ZM114 120H115V119H114ZM124 120H125V118H124ZM187 120H188V119H187ZM225 120H226V119H225ZM11 121H12V120H11ZM11 121H10V122H11ZM15 121H16V120H15ZM65 121H66V120H65ZM129 121H130V120H129ZM159 121H160V120H159ZM167 121H168V120H167ZM188 121H189V120H188ZM193 121H194V120H193ZM221 121H222V120H221ZM228 121H229V120H228ZM43 122H44V121H43ZM62 122H63V121H62ZM67 122H68V121H67ZM98 122H99V119H98V121H97V124H98ZM122 122H123V121H122ZM124 122H125V121H124ZM126 122H127V121H126ZM165 122H166V121H165ZM200 122H201V121H200ZM255 122H256V120L254 121V123H255ZM260 122H261V121H260ZM74 123H75V122H74ZM99 123H100V122H99ZM146 123H147V122H146ZM157 123H159V122H157ZM166 123H167V122H166ZM169 123H170V122H169ZM169 123H168V124H169ZM175 123H176V122H175ZM263 123H264V122H263ZM24 124H25V123H24ZM67 124H68V123H67ZM80 124H81V123H80ZM173 124H174V123H173ZM181 124H182V123H181ZM220 124H221V123H220ZM58 125H59V124H58ZM99 125H100V124H99ZM122 125H123V124H122ZM148 125H149V124H148ZM154 125H155V124H154ZM176 125H177V123H176ZM196 125H197V124H196ZM203 125H204V124H203ZM240 125H241V124H240ZM244 125H245V124H244ZM244 125H242V126L244 127ZM6 126H7V124H6ZM6 126H5V127H6ZM60 126H61V125H60ZM90 126L92 127L93 125H90ZM97 126H98V125H97ZM111 126H112V125H111ZM126 126H127V125H126ZM132 126H133V125H132ZM163 126H165V125L163 124ZM172 126H173V125H172ZM174 126H175V125H174ZM223 126H224V125H223ZM223 126H222V127H223ZM242 126H241V127H242ZM8 127H9V126H8ZM34 127H35V126H34ZM62 127H63V126H62ZM85 127H87V126H85ZM91 127H90V128H91ZM94 127H95V126H94ZM116 127H117V126H116ZM116 127H115V128H116ZM146 127H147V126H146ZM149 127H150V126H149ZM209 127H210V126H209ZM241 127H240V128H241ZM256 127H257V126H256ZM13 128H14V127H13ZM63 128H64V127H63ZM110 128H111V127H110ZM131 128H132V127H131ZM165 128H166V127H165ZM180 128H181V127H180ZM189 128H191V127H188V129H189ZM198 128H199V127H198ZM207 128H208V127H207ZM245 128H246V126H245ZM263 128H264V127H263ZM263 128H262V129H263ZM91 129H92V128H91ZM98 129H99V127H98ZM100 129L102 130V127H101ZM111 129H112V128H111ZM111 129H110V130H111ZM170 129H171V127H170ZM170 129H169V130H170ZM174 129H175V128H174ZM241 129H242V128H241ZM257 129H258V128H257ZM0 130H2V133H4L2 136H0V142H3V141L5 142V141H6V143L12 144V146H14V144L17 145L16 143H17L18 141L15 140V141H16V142H15V141H14L15 138H14L11 134H8V135L6 136L7 131L3 130L2 127H0ZM119 130H120V128H119ZM159 130H160V129H159ZM192 130H194V129H192ZM219 130H220V129H219ZM246 130H248V129H246ZM63 131H64V130H63ZM63 131H62V132H63ZM72 131H73V130H72ZM97 131H98V130H97ZM156 131H157V129H156ZM163 131H164V130H163ZM174 131H175V130H174ZM181 131L184 133L185 130H184V131H183V130H180V132H181ZM186 131H187V130H186ZM252 131H253V130H252ZM64 132H65V131H64ZM66 132H67V131H66ZM69 132H70V131H69ZM74 132H75V131H74ZM92 132H93V130H92ZM95 132H96V131H95ZM98 132H100V131H98ZM119 132H120V131H119ZM132 132H133V131H132ZM136 132H137V131H136ZM144 132H145V131H144ZM182 132H181V133H182ZM197 132H198V131H197ZM13 133H14V131H13ZM71 133H72V132H71ZM112 133H113V132H112ZM115 133H116V132H115ZM120 133H121V132H120ZM134 133H135V132H134ZM181 133L178 132V135H179V137L181 136V139H183L184 137L182 138V135H180ZM261 133H262V132H261ZM66 134H67V133H66ZM92 134H93V133H92ZM123 134H124V133H123ZM162 134H163V133H162ZM170 134H171V133H170ZM185 134H187V133H185ZM185 134H183V135H185ZM197 134H198V133H197ZM241 134H242V133H241ZM68 135H69V134H68ZM74 135H75V134H74ZM100 135H101V138H102V137H103V136H102V135H103V132H101ZM163 135H164V134H163ZM190 135H192V136H191V138H192L194 134H191V132H190ZM259 135H260V134H259ZM82 136H84V135H82ZM122 136H123V135H122ZM151 136L153 137V135H151ZM160 136H161V134H160ZM244 136H245V134H244ZM19 137H20V136H19ZM21 137H22V136H21ZM61 137H62V136H61ZM66 137H67V135H66ZM66 137L64 136V138H66ZM72 137H73V136H72ZM76 137H77V136H76ZM185 137H186V136H185ZM196 137H197V135H196ZM205 137H206V136H205ZM239 137H240V136H239ZM70 138H71V137H70ZM84 138H85V137H84ZM96 138H97V137H96ZM153 138H154V137H153ZM159 138H160V137H159ZM164 138H165V137H164ZM169 138H170V137H169ZM171 138H172V137H171ZM186 138H187V137H186ZM186 138H185V139H186ZM191 138H190V139H191ZM23 139H24V141H25V138H24V137H23ZM23 139H22V140H23ZM60 139H61V143H62V138H60ZM72 139H73V138H72ZM72 139H71V141H72ZM74 139H75V138H74ZM92 139H93V138H92ZM99 139H100V138H99ZM128 139H129V138H128ZM141 139H142V138H141ZM160 139H161V138H160ZM181 139H180V140H181ZM185 139H184V140H185ZM192 139H193V138H192ZM192 139L189 140L188 142H189V143H190V141L193 142ZM195 139H196V138H195ZM200 139H201V138H200ZM209 139H210V138H209ZM258 139H259V138H258ZM261 139H262V138H261ZM17 140H18V139H17ZM101 140H103V139H101ZM134 140H135V139H134ZM151 140H152V139H151ZM170 140H172V139H170ZM58 141H60V140H58ZM66 141H67V140H66ZM66 141H65V142H66ZM68 141H69V140H68ZM71 141H70V142H71ZM95 141H96V140H95ZM98 141H99V140H98ZM160 141H161V140H160ZM168 141H169V140H168ZM181 141H182V140H181ZM181 141H180V142H181ZM56 142H57V141H56ZM73 142H74V141H73ZM73 142H72V143H73ZM103 142H104V140H103ZM103 142H102V144H103ZM156 142H157V141H156ZM158 142H159V141H158ZM178 142H179V140H178ZM180 142H179V143H180ZM197 142H198V141H197ZM19 143H20V142H19ZM32 143H33V142H32ZM49 143H50V142L48 141L46 144H47L48 146H50V147L53 148V145H52L51 143H50V144H49ZM67 143H68V142H67ZM89 143H90V142H89ZM139 143H140V142H139ZM151 143H152V142H151ZM175 143H177V138H176V142H175ZM179 143H178V145H179ZM181 143H184V141L181 142ZM181 143H180V144H181ZM195 143H196V142H195ZM195 143H192V144H194V146H192V147H195V149L198 147L197 149H200L199 146H201V145L199 144V146L196 147L195 145H197V144H195ZM203 143H204V142H203ZM257 143H259V142H257ZM257 143H256V144H257ZM54 144H55V142H54ZM73 144H74V146H75V143H73ZM98 144H99V142H98ZM102 144H101V145H102ZM143 144H144V143H143ZM166 144H167V143H166ZM205 144H206V143H205ZM250 144H251V143H250ZM256 144H255V145H256ZM55 145H56V144H55ZM65 145H66V144H65ZM68 145H69V144H67V146H68ZM152 145H153V144H152ZM156 145H157V144H156ZM159 145H160V144H159ZM164 145H165V144H164ZM183 145H184V144H183ZM189 145H190V144H189ZM189 145H188V146H189ZM258 145H260V144H258ZM258 145H256V146H258ZM78 146H79V145H78ZM83 146H84V145H83ZM103 146H104V145H102V147H103ZM141 146H142V145H141ZM153 146H154V145H153ZM157 146H158V145H157ZM157 146H155L156 149H157ZM170 146H171V145H170ZM175 146H176V145H175ZM22 147H23V146H22ZM28 147H30V146H28ZM50 147H49V148H50ZM72 147H73V146H72ZM99 147H100V146H99ZM151 147H152V146H151ZM185 147H186V146H185ZM258 147H259V146H258ZM261 147H262V146H260V148H261ZM15 148H16V147H15ZM18 148H19V147H18ZM55 148H57V147L55 146ZM55 148H54V149H55ZM65 148H67V147L65 146ZM73 148H74V147H73ZM84 148H85V147H84ZM114 148H115V147H114ZM159 148H160V147H159ZM159 148H158V149H159ZM165 148H166V147H165ZM169 148H170V147H169ZM179 148H180V146H179ZM41 149H43V148H41ZM67 149H68V148H67ZM161 149H162V148H161ZM163 149H164V148H163ZM181 149H182V148H181ZM187 149H189V148H187ZM197 149H196V150H197ZM204 149H205V148H204ZM204 149H203V150H204ZM263 149H264V148H263ZM33 150H34V149H33ZM59 150H60V149H59ZM70 150H71V149H70ZM76 150H78V148H77ZM81 150H82V149H81ZM89 150H90V149H89ZM91 150H92V149H91ZM137 150H138V149H137ZM140 150H142V149H140ZM178 150H179V149H178ZM206 150H207V149H206ZM206 150H205V151H206ZM239 150H240V149H239ZM253 150H254V149H253ZM257 150H258V149H257ZM66 151H67V150H66ZM132 151H133V150H132ZM155 151H156V150H155ZM185 151H186V154L189 153V156H190V158H191V154H190L191 151H188V152H187V150H185ZM185 151H184V152H185ZM208 151H209V150H208ZM39 152H41V151H39ZM42 152H43V151H42ZM42 152H41V153H42ZM64 152H65V151H64ZM67 152H68V151H67ZM86 152H87V151H86ZM90 152H91V151H90ZM92 152H93V151H92ZM92 152H91V153H92ZM96 152H97V151H96ZM141 152H142V151H141ZM147 152H148V151H147ZM149 152H150V151H149ZM153 152H154V151H153ZM153 152H152V153H153ZM160 152H161V151H160ZM162 152H163V151H162ZM166 152H167V151H166ZM169 152H170V149H169ZM171 152H172V148H171ZM174 152H175V151H174ZM182 152H183V149H182V151H181V154H182ZM184 152H183V153H184ZM192 152H193V151H192ZM192 152H191V153H192ZM15 153H16V152H15ZM17 153H18V152H17ZM49 153H50V152H49ZM56 153H58V152H56ZM69 153H70V152H69ZM132 153H133V152H132ZM145 153H146V152H145ZM179 153H180V152H179ZM195 153H197V152H194L193 155H195ZM200 153H203V151L201 152V150H200ZM255 153H256V152H254V151H249V152H247V154L245 155V158H244V159L247 160L248 163L253 164V162H255V159L257 158L256 156L258 155V154L256 155ZM51 154H53V153H51ZM59 154H60V153H59ZM67 154H68V153H66V155H67ZM103 154H104V153H103ZM156 154H157V153H156ZM167 154H168V153H167ZM181 154H180V155H181ZM184 154H185V153H184ZM184 154H183V155H184ZM198 154H199V153H198ZM11 155H12V154H11ZM66 155H65V156H66ZM80 155H81V154H80ZM89 155H90V154H89ZM94 155H95V154H94ZM145 155H146V154H145ZM154 155H155V154H154ZM161 155H162V154H161ZM176 155H177V154H176ZM180 155H178V156L180 157ZM203 155H204V154H203ZM203 155H202V156H203ZM208 155H209V154H208ZM7 156H8V155L4 154V152H2V151L0 150V158H5V159L7 158V159H8ZM62 156H63V155H62ZM81 156H82V155H81ZM86 156H87V155H86ZM97 156H98V155H97ZM157 156H159V155H157ZM178 156H176V157H178ZM181 156H182V155H181ZM189 156H188V157H189ZM196 156H201V154H200V155H196ZM205 156L207 157V155H205ZM240 156H241V155H240ZM240 156H239V157H240ZM11 157H12V156H11ZM56 157H57V155H56ZM60 157H61V156H60ZM66 157H67V156H66ZM95 157H96V156H95ZM101 157H102V156H101ZM143 157H144V156H143ZM155 157H156V156H155ZM160 157H161V156H160ZM160 157H158V158H160ZM164 157H165V155H164ZM179 157H178V158H179ZM185 157H186V156H185ZM203 157H204V156H203ZM241 157H242V156H241ZM70 158H71V157H70ZM147 158H148V157H147ZM171 158H172V157H171ZM190 158H186V159H190ZM192 158H194V156H193ZM196 158H199V157H196ZM201 158H202V157H201ZM237 158H238V157H237ZM242 158H243V157H242ZM67 159H68V158H67ZM82 159H83V158H82ZM86 159H87V158H86ZM86 159H85V160H86ZM164 159H165V158H164ZM181 159H183V158H181ZM244 159H243V160H244ZM45 160H46V159H45ZM62 160H63V159H62ZM91 160H92V159H91ZM91 160H89V162H87V163L84 164V165L81 164V166H82V165H83V166L81 167V170H80V173H79V174H80V179H81V180H84V178H87V177H95V180H96L98 177H104V178H106V176H107V174H106V173H107V172H106V168L103 169L102 166H101V164H100V162H99V163H94L93 160H92V162H93V163H92V162H90ZM95 160H98V158H97V159H94V161H95ZM143 160H144V159H143ZM148 160H150V158H149ZM156 160H157V159H156ZM174 160H175V159H174ZM233 160H234V159H233ZM38 161H39V159H38ZM65 161H66V160H65ZM67 161H69V160H67ZM82 161H83V160H82ZM86 161H87V160H86ZM99 161H100V160H99ZM157 161H158V160H157ZM183 161H184V160H183ZM196 161H197V160H196ZM237 161H238V160H237ZM61 162H62V161H61ZM149 162H150V161H149ZM151 162H152V164H153V161H151ZM159 162H160V161H159ZM161 162H162V161H161ZM165 162H166V161H165ZM187 162H188V161H187ZM192 162H193V161H192ZM192 162H191V163H192ZM200 162H201V161H200ZM205 162H206V160H205ZM256 162H258V161H256ZM40 163H41V162H40ZM55 163H56V162H55ZM62 163H63V162H62ZM75 163H76V162H75ZM84 163H85V162H84ZM101 163H102V162H101ZM178 163H179V162H178ZM185 163H186V161H185ZM191 163H190V164H191ZM193 163H194V162H193ZM43 164H44V163H43ZM46 164H47V163H46ZM57 164H58V163H57ZM67 164H68V162H67ZM102 164H103V163H102ZM131 164H132V163H131ZM135 164H136V163H135ZM156 164H157V163H156ZM171 164H172V162H171ZM179 164H180V163H179ZM181 164L183 165L182 162H181ZM186 164H187V163H186ZM198 164H199V163H198ZM198 164H197V165H198ZM211 164H213V163H211ZM48 165H49V164H48ZM68 165H69V164H68ZM74 165H75V164H74ZM104 165H106V163H105ZM136 165H137V164H136ZM141 165H142V164H141ZM143 165H144V162H143ZM161 165H162V163L160 164V166H161ZM165 165H166V164H165ZM177 165H178V164H177ZM184 165H185V164H184ZM187 165H188V164H187ZM191 165H192V164H191ZM207 165H208V164H207ZM237 165H238V164H237ZM239 165H240V164H239ZM257 165H258V164H257ZM39 166H40V165H38L37 168L35 167V169H38ZM42 166H43V165H42ZM51 166H52V165H51ZM78 166H79V165H78ZM147 166H148V164H147ZM155 166H156V165H155ZM158 166H159V164H158ZM160 166H159V168H160ZM180 166H181V165H180ZM185 166H186V165H185ZM205 166H206V165H205ZM46 167H47V166H46ZM104 167H105V166H104ZM106 167H107V166H106ZM143 167H144V166H143ZM156 167H157V166H156ZM167 167H168V166H167ZM206 167H207V166H206ZM47 168H48V167H47ZM68 168H69V167H68ZM114 168H115V167H114ZM165 168H166V167H165ZM194 168H195V167H194ZM255 168H257V166H256L255 164H253V166L248 167L247 170L249 171V170H251V169H255ZM41 169H42V168H40V170H41ZM173 169H174V168H173ZM198 169H201V168L198 166ZM115 170H116V168H115ZM125 170H126V169H125ZM125 170H124V171H125ZM160 170H161V169H160ZM175 170H176V169H175ZM181 170H183V169H181ZM185 170H186V169H185ZM194 170L197 171L196 169H194ZM238 170H239V169H238ZM240 170H241V169H240ZM117 171H118V170H117ZM119 171H120V170H119ZM171 171H172V170H171ZM200 171H202V169H201ZM206 171H207V170H206ZM208 171H209V170H208ZM34 172H35V171H34ZM51 172H52V171H51ZM57 172H58V171H57ZM57 172H56V173H57ZM62 172H63V171H62ZM69 172H70V171H69ZM114 172H115V171H114ZM120 172H121V171H120ZM120 172H119V173H120ZM125 172H126V171H125ZM141 172H142V171H141ZM151 172H152V171H151ZM186 172H187V171H186ZM190 172H191V171H190ZM239 172H240V171H239ZM239 172H238V173H239ZM39 173H40V172H39ZM157 173H158V172H157ZM166 173H167V172H166ZM183 173H184V172H183ZM192 173H193V172H192ZM198 173H199V171H198ZM200 173H202V172H200ZM206 173H207V172H206ZM208 173H209V172H208ZM208 173H207V174H208ZM62 174H63V173H62ZM153 174H155V173H153ZM171 174H172V172H171ZM174 174H175V173H174ZM185 174H186V173H185ZM203 174H204V173H203ZM210 174H211V173H210ZM150 175H152V174H150ZM156 175H157V174H156ZM161 175H162V174H161ZM181 175H183V174L181 173ZM187 175H188V174H187ZM199 175H201V174H199ZM204 175H205V174H204ZM204 175H203V176H204ZM41 176H42V175H41ZM52 176H53V175H52ZM144 176H145V175H144ZM152 176H153V175H152ZM196 176L199 177L198 174H196ZM241 176H242V174H241ZM176 177H177V176H176ZM179 177H180V176H179ZM183 177H185V176H183ZM189 177H190V176H189ZM201 177H202V176H201ZM201 177H200V178H201ZM211 177H212V176H211ZM59 178H60V177H59ZM151 178H152V177H151ZM151 178H150V179H151ZM167 178H168V177H167ZM169 178H170V177H169ZM173 178H175V177H173ZM240 178H242V177H240ZM49 179H50V178H49ZM52 179H53V177H52ZM54 179H55V177H54ZM90 179H91V178H90ZM153 179H154V178H153ZM160 179H161V178H160ZM165 179H166V175H165ZM185 179H186V178H185ZM194 179H196V178H194ZM201 179H202V178H201ZM237 179H238V178H237ZM106 180H107V179H106ZM129 180H130V179H129ZM151 180H152V179H151ZM167 180H169V179H167ZM170 180H171V179H170ZM188 180H189V179H188ZM192 180H193V179H192ZM241 180H242V179H241ZM241 180H240V181H241ZM114 181H115V180H114ZM153 181H154V180H153ZM158 181H159V180H158ZM194 181H195V180H194ZM250 181H251V180H250ZM55 182H56V184H57L58 187H61L62 184H60V181H59V180H58V181H55ZM77 182H78V181H77ZM110 182H111V181H110ZM174 182H175V181H174ZM176 182H177V181H176ZM184 182H185V181H184ZM184 182H183V183H184ZM208 182H209V181H208ZM5 183H6V182H5ZM49 183H50V182H49ZM100 183H101V182H100ZM128 183H129V182H128ZM152 183H153V182H152ZM161 183H162V182H161ZM163 183H164V182H163ZM165 183H167V182H165ZM181 183H182V182H181ZM190 183H191V182H190ZM220 183H221V182H220ZM130 184H131V182H130ZM132 184H133V183H132ZM208 184H209V183H208ZM211 184H212V182H211ZM248 184H249V183H248ZM126 185H127V183H126ZM128 185H129V184H128ZM134 185H135V184H134ZM136 185H137V184H136ZM176 185H177V184H176ZM180 185H181V184H180ZM180 185H179V187H180ZM199 185H200V184H199ZM199 185H198V188H199ZM206 185H207V183H206ZM209 185H210V184H209ZM236 185H237V184H236ZM74 186H76V185H74ZM79 186H80V185H79ZM109 186H110V185H109ZM109 186H108V187H109ZM137 186H138V185H137ZM168 186H169V184H168ZM168 186H167V187H168ZM186 186H189V185L187 184ZM196 186H197V185H196ZM111 187H112V186H111ZM115 187H116V186H115ZM117 187H118V186H117ZM117 187H116V188H117ZM132 187H133V186H132ZM139 187H140V186H139ZM154 187H155V186H154ZM157 187H158V186H157ZM159 187H160V186H159ZM173 187H174V186H173ZM175 187H177V186H175ZM190 187H191V186H190ZM251 187H252V186H251ZM251 187H250V188H251ZM4 188H5V187H4ZM62 188H63V187H62ZM118 188H119V187H118ZM129 188H130V187H129ZM163 188H164V187H163ZM165 188H166V187H165ZM170 188H171V187H170ZM188 188H189V187H188ZM196 188H197V187H196ZM5 189H6V188H5ZM7 189H8V188H7ZM51 189L53 190V188H51ZM54 189H55V188H54ZM77 189H78V188H77ZM94 189H96V187H95ZM94 189H93V190H94ZM109 189H110V188H109ZM135 189H136V188H135ZM183 189H184V188H183ZM192 189H193V188H192ZM89 190H90V189H89ZM111 190H112V188H111ZM139 190H140V189H138V191H139ZM166 190H167V189H166ZM173 190H174V189H173ZM187 190H188V189H187ZM189 190H190V189H189ZM202 190H203V189H202ZM207 190H208V189H207ZM218 190H219V189H218ZM242 190H243V189H242ZM0 191H1V190H0ZM2 191H3V188H2ZM14 191H15V190H14ZM66 191H67V190H66ZM75 191H76V190H75ZM75 191H74V192H75ZM78 191H79V189H78ZM94 191L96 192V190H94ZM99 191H100V190H99ZM99 191H98V192H99ZM125 191H126V190H125ZM140 191H143V192H144V190H140ZM169 191H170V190H169ZM196 191H197V190H196ZM249 191H250V190H249ZM256 191H257V190H256ZM17 192H18V191H17ZM89 192H90V191H89ZM98 192H97V194H99ZM101 192H102V190H101ZM113 192H114V191H113ZM143 192H142V193H143ZM155 192H156V190H155ZM185 192H186V191H185ZM187 192H188V191H187ZM191 192H192V191H191ZM252 192H253V191H252ZM257 192H258V191H257ZM13 193H14V192H13ZM66 193H67V192H66ZM77 193H78V192H77ZM77 193H76V194H77ZM125 193H126V192H125ZM142 193H141V194H142ZM168 193H172V192H168ZM174 193H175V192H174ZM176 193H177V192H176ZM183 193H184V192H183ZM183 193H182V194H183ZM197 193H198V192H197ZM243 193H244V192H243ZM262 193H263V192H262ZM6 194H7V192H6ZM6 194H5V195H6ZM11 194H12V191H11ZM14 194H15V193H14ZM19 194H20V193H19ZM54 194H55V193H54ZM114 194H115V193H114ZM116 194H117V193H116ZM132 194H133V193H132ZM143 194H144V193H143ZM172 194H173V193H172ZM185 194H186V193H185ZM58 195H59V194H58ZM64 195H65V194H64ZM78 195H79V194H78ZM88 195H89V194H88ZM102 195H103V194H102ZM130 195H131V192H130ZM156 195H157V194H156ZM164 195H165V194H164ZM167 195H168V194H167ZM187 195L189 196L190 193L187 194ZM191 195H195V194H192V193H191ZM198 195H200V193H199ZM252 195H253V194H252ZM2 196H3V195H2ZM6 196H7V195H6ZM9 196H10V195H9ZM83 196H84V195H83ZM96 196H97V195H96ZM131 196H132V195H131ZM135 196H136V195H135ZM144 196H145V195H144ZM158 196H159V195H158ZM184 196H185V195H184ZM188 196H187V197H188ZM196 196H197V195H196ZM196 196H195V197H196ZM13 197H14V196H13ZM32 197H33V196H32ZM57 197H58V196H57ZM76 197H77V196H76ZM122 197H123V196H122ZM146 197H147V196H146ZM162 197H163V196H162ZM176 197H177V196H176ZM182 197H183V196H181V197H179V198H182ZM185 197H186V196H185ZM185 197H184V198H185ZM195 197H194V198H195ZM201 197H202V196H201ZM243 197H244V195H243ZM5 198H6V197H5ZM20 198H21V197H20ZM59 198H60V197H59ZM85 198H86V197H85ZM89 198H90V197H89ZM104 198H105V197H104ZM116 198H117V197H116ZM129 198H130V197H129ZM135 198H136V197H135ZM144 198H145V197H144ZM147 198H148V197H147ZM164 198H166V197H164ZM190 198H191V196H190ZM190 198H189V199H190ZM192 198H193V197H192ZM220 198H221V197H220ZM246 198H247V197H246ZM83 199H84V198H83ZM100 199H101V198H100ZM100 199H99V200H100ZM102 199H103V197H102ZM114 199H115V198H114ZM118 199H119V198H118ZM140 199H142V198H140ZM140 199H139V200H140ZM176 199H178V198H176ZM262 199H263V198H262ZM31 200H32V199H31ZM37 200H38V198H37ZM39 200H40V199H39ZM41 200H42V199H41ZM44 200H45V199H44ZM44 200H43V202H44ZM120 200H121V196H120ZM136 200H137V199H136ZM187 200H188V199H187ZM190 200H191V199H190ZM192 200H193V199H192ZM196 200H197V198H196ZM196 200H195V202H196ZM199 200H200V199H199ZM217 200H218V199H217ZM255 200H256V199H255ZM7 201H8V200H7ZM10 201H12V200H10ZM20 201H21V200H20ZM73 201H74V200H73ZM84 201H85V200H84ZM96 201H97V200H96ZM109 201H110V200H109ZM113 201H114V200H113ZM179 201H180V199H179ZM181 201L183 202L182 199H181ZM18 202H19V200H18ZM35 202H36V201H35ZM38 202H39V201H38ZM47 202H48V201H47ZM120 202H121V201H120ZM149 202H150V201H149ZM161 202H162V201H161ZM184 202H185V201H184ZM191 202H192V201H191ZM202 202H203V201H202ZM246 202H247V201H246ZM22 203H23V202H22ZM51 203H52V202H51ZM83 203H84V202H83ZM97 203H98V201H97ZM115 203H116V202H115ZM123 203H124V202H123ZM125 203H126V202H125ZM145 203H146V202H145ZM163 203H164V202H163ZM165 203H166V202H165ZM200 203H201V202H200ZM219 203H220V202H219ZM259 203H260V202H259ZM9 204H10V203H9ZM11 204H12V203H11ZM13 204L15 205V202H14ZM34 204L36 205V203H34ZM66 204H67V203H66ZM75 204H76V203H75ZM75 204H74V205H75ZM77 204H78V203H77ZM102 204H103V202H102ZM110 204H111V203H110ZM120 204H121V203H120ZM149 204H150V203H149ZM180 204H181V202H180ZM195 204H198V203H195ZM221 204H222V203H221ZM3 205H4V204H3ZM3 205H2V206H3ZM19 205H20V204H19ZM22 205H23V204H22ZM40 205H42V203H41ZM53 205H54V202H53ZM86 205H87V204H86ZM88 205H89V204H88ZM97 205H98V204H97ZM116 205H117V204H116ZM116 205H115V206H116ZM118 205H119V203H118ZM121 205H122V204H121ZM143 205H144V204H143ZM199 205H200V204H199ZM247 205H249V204H247ZM259 205H260V204H259ZM37 206H38V204H37ZM113 206H114V205H113ZM126 206H128V205H126ZM130 206H131V205H130ZM165 206H166V205H165ZM220 206H221V205H220ZM16 207H17V206H16ZM43 207H44V206H43ZM46 207H47V206H46ZM75 207H76V206H75ZM95 207L98 208V206H95ZM101 207H102V206H101ZM109 207H110V206H109ZM124 207H125V206H124ZM128 207H129V206H128ZM143 207H144V206H143ZM169 207H170V206H169ZM169 207H167V208H169ZM186 207H187V206H185V207L182 206V208H186ZM2 208H3V207H2ZM30 208H31V207H30ZM36 208H37V207H36ZM36 208H35V210H36ZM97 208H96V209H97ZM119 208H120V207H119ZM119 208H118V209H119ZM131 208H132V207H131ZM147 208H148V207H147ZM151 208H152V207H151ZM187 208H188V207H187ZM187 208H186V209H187ZM200 208H201V207H200ZM224 208H225V207H224ZM16 209H17V208H16ZM23 209H24V208H23ZM25 209H26V208H25ZM28 209H29V208H28ZM45 209H46V208H45ZM73 209H74V208H73ZM90 209H91V208H90ZM111 209H112V207H111ZM111 209H110V210H111ZM141 209H142V207H141ZM143 209H144V208H143ZM177 209H178V208H177ZM186 209H185V210H186ZM214 209H215V208H214ZM246 209H247V208H246ZM3 210H4V208H3ZM29 210H30V209H29ZM32 210H33V209H32ZM40 210H41V208H40ZM78 210H79V209H78ZM83 210H84V209H83ZM88 210H89V209H88ZM92 210H93V209H92ZM97 210H98V209H97ZM107 210H108V209H107ZM134 210H135V209H134ZM136 210H137V209H136ZM145 210H147V209H145ZM179 210L181 211V208L178 209V211H179ZM185 210H183V212H185ZM187 210H188V209H187ZM222 210H223V209H222ZM235 210H236V209H235ZM20 211H21V210H20ZM36 211H37V210H36ZM48 211H49V210H48ZM56 211H57V210H56ZM59 211H60V210H59ZM79 211H80V210H79ZM81 211H82V210H81ZM102 211H103V210H102ZM120 211H121V210H120ZM132 211H133V210H132ZM140 211H141V210H140ZM147 211H148V210H147ZM216 211H217V210H216ZM239 211H240V210H239ZM5 212H6V211H5ZM13 212H14V211H13ZM18 212H19V211H18ZM23 212H24V211H23ZM34 212H35V211H34ZM34 212H33V213H34ZM38 212H39V211H38ZM76 212H77V210H76ZM84 212H86V211H84ZM136 212H137V211H136ZM145 212H146V211H145ZM186 212H188V211H186ZM237 212H238V211H237ZM0 213H1V212H0ZM21 213H22V212H21ZM41 213H42V212H41ZM49 213H50V212H49ZM58 213H59V212H58ZM126 213H127V212H126ZM175 213H177V211H176ZM175 213H174V214H175ZM8 214H9V213H8ZM37 214H38V213H37ZM59 214H60V213H59ZM68 214H69V213H68ZM94 214H95V213H94ZM100 214H101V213H100ZM102 214H104V213H102ZM110 214H111V213H109V215H110ZM121 214H122V213H121ZM129 214H130V213H129ZM140 214H142V212H140ZM143 214H144V212H143ZM148 214H149V212H148ZM179 214H180V213H179ZM185 214H186V213H185ZM185 214H184V215H185ZM228 214H229V213H228ZM0 215H1V214H0ZM5 215H6V214H5ZM15 215H16V214H15ZM17 215H18V214H17ZM20 215H21V214H20ZM23 215H24V214H23ZM47 215H48V214H47ZM61 215H62V214H61ZM83 215H85V214H83ZM98 215H99V214H97V212H96V216H98ZM123 215H124V214H123ZM149 215H150V214H149ZM176 215H177V214H176ZM182 215H183V214H182ZM3 216H4V215H3ZM49 216H50V214H49ZM57 216H58V215H57ZM63 216H64V215H63ZM81 216H82V215H81ZM111 216H112V215H111ZM142 216H143V215H142ZM144 216H146V215H144ZM151 216H152V215H151ZM157 216H158V215H157ZM177 216H178V215H177ZM180 216H181V215H180ZM185 216H187V215H185ZM185 216H184V217H185ZM31 217H32V216H31ZM31 217H30V218H31ZM38 217H39V216H38ZM44 217H45V216H44ZM94 217H95V216H94ZM103 217H104V216H103ZM120 217H121V216H120ZM131 217H132V216H131ZM131 217H129V218H131ZM152 217H153V216H152ZM173 217H174V215H173ZM253 217H254V216H253ZM258 217H259V216H258ZM6 218H7V217H6ZM6 218H5V219H6ZM14 218H15V217H14ZM41 218H42V217H41ZM56 218H57V217H56ZM56 218H55V219H56ZM81 218H82V217H81ZM88 218H89V217H88ZM88 218H87V219H88ZM118 218H119V217H118ZM134 218H135V217H134ZM137 218H138V217H137ZM137 218H136V219H137ZM149 218H150V217H149ZM157 218H158V217H157ZM178 218H179V216H178ZM195 218H196V217H195ZM5 219H4V220H5ZM7 219H8V218H7ZM7 219H6V221H7ZM34 219H35V218H34ZM44 219H45V218H44ZM78 219H79V218H78ZM87 219H86V220H87ZM104 219H105V218H104ZM106 219H108V218L106 217ZM106 219H105V220H106ZM127 219H128V218H127ZM256 219H257V218H256ZM12 220H13V219H12ZM60 220H61V219H60ZM66 220H67V219H66ZM66 220H65V221H66ZM76 220H77V219H76ZM80 220H81V219H80ZM93 220H94V219H93ZM108 220L111 221V220H110V217H109ZM181 220H182V218H181ZM237 220H238V219H237ZM261 220H262V219H261ZM33 221H34V220H33ZM48 221H49V220H48ZM65 221H64V222H65ZM77 221H78V220H77ZM84 221H85V220H84ZM97 221H98V220H97ZM128 221H129V220H128ZM143 221H144V220H143ZM153 221H154V220H153ZM186 221H187V220H186ZM254 221H255V220H254ZM258 221H260V220H258ZM263 221H264V220H263ZM9 222H10V221H9ZM11 222H12V221H11ZM26 222H27V221H26ZM42 222H43V220H42ZM64 222H63V223H64ZM66 222H67V221H66ZM82 222H83V220H82ZM91 222H92V221H91ZM100 222H101V221H100ZM118 222H119V221H118ZM129 222H130V221H129ZM149 222H150V221H149ZM149 222H146V224L149 223ZM179 222H180V221H179ZM234 222H235V221H234ZM18 223H19V222H18ZM34 223H35V222H34ZM55 223H56V221H55ZM55 223H54V224H55ZM57 223H59V221H58ZM78 223H79V222H78ZM80 223H81V222H80ZM102 223H103V222H102ZM106 223H107V222H106ZM108 223H109V222H108ZM108 223H107V224H108ZM140 223H141V222H140ZM143 223H144V222H143ZM182 223H183V222H182ZM188 223H189V222H188ZM252 223H253V222H252ZM262 223H263V222H262ZM0 224H1V223H0ZM28 224H29V223H28ZM31 224H32V223H31ZM36 224H37V223H36ZM43 224H44V223H43ZM46 224H47V223H46ZM82 224H83V223H82ZM99 224H100V223H99ZM110 224H111V223H110ZM136 224H137V223H136ZM185 224H187V223H184V225H185ZM206 224H207V223H206ZM249 224H250V223H249ZM257 224H259V223H257ZM257 224H256V225H257ZM263 224H264V223H263ZM37 225H38V224H37ZM41 225H42V224H41ZM59 225H60V224H59ZM108 225H109V224H108ZM114 225H115V224H114ZM141 225H142V224H141ZM144 225H145V224H144ZM148 225H149V224H148ZM165 225H166V224H165ZM193 225H194V224H193ZM204 225H205V224H204ZM50 226H51V225H50ZM61 226H62V225H61ZM90 226H91V225H90ZM105 226H106V225H105ZM139 226H140V225H139ZM185 226H186V225H185ZM202 226H203V225H202ZM2 227H3V226H2ZM35 227H36V226H35ZM51 227H52V226H51ZM79 227H81V226L79 225ZM83 227H84V226H83ZM87 227H88V226H87ZM92 227H93V226H92ZM92 227H91V228H92ZM152 227H154V226H152ZM42 228H43V227H42ZM88 228H89V227H88ZM141 228H142V226H141ZM158 228H159V227H158ZM81 229H82V228H81ZM83 229H84V228H83ZM101 229H102V228H101ZM108 229H109V227H108ZM108 229H107V230H108ZM110 229H111V228H110ZM116 229H117V228H116ZM152 229H153V228H152ZM8 230H10V229H8ZM37 230H39V229H37ZM58 230H59V229H58ZM61 230H62V229H61ZM74 230H75V229H74ZM84 230H85V229H84ZM102 230H103V229H102ZM33 231H34V230H33ZM47 231H48V230H47ZM192 231H193V230H192ZM206 231H207V230H206ZM43 232H44V231H43ZM73 232H74V231H73ZM76 232H77V231H76ZM129 232H130V230H129ZM148 232H149V231H148ZM150 232H151V231H150ZM160 232H161V231H160ZM211 232H212V231H211ZM0 233H1V232H0ZM23 233H24V232H23ZM105 233H106V232H105ZM117 233H118V232H117ZM196 233H197V232H196ZM202 233H203V232H202ZM212 233H213V232H212ZM85 234H86V233H85ZM91 234H93V233H91ZM102 234H103V233H102ZM109 234H110V233H109ZM194 234H195V233H194ZM45 235H46V234H45ZM53 235H54V234H53ZM78 235H80V234H78ZM124 235H125V234H124ZM133 235H134V234H133ZM164 235H165V234H164ZM181 235H182V234H181ZM241 235H242V234H241ZM83 236H84V235H83ZM86 236H87V235H86ZM94 236H95V235H94ZM102 236H103V235H102ZM113 236H114V235H113ZM184 236H185V235H184ZM45 237H46V236H45ZM89 237H90V236H89ZM104 237H105V236H104ZM117 237H118V236H117ZM117 237H116V238H117ZM132 237H133V236H132ZM190 237H191V236H190ZM26 238H27V237H26ZM30 238H32V237H30ZM80 238H81V237H80ZM124 238H125V237H124ZM135 238H136V237H135ZM155 238H156V237H155ZM158 238H159V237H158ZM182 238H183V236H182ZM191 238H192V237H191ZM195 238H197V237H195ZM27 239H28V238H27ZM43 239H44V238H43ZM113 239H114V237H113ZM129 239H131V238H129ZM142 239H143V238H142ZM142 239H141V240H142ZM71 240H72V239H71ZM75 240H76V239H75ZM92 240H93V238H92ZM117 240H118V239H117ZM122 240H123V239H122ZM131 240H132V239H131ZM145 240H146V239H145ZM209 240H210V239H209ZM209 240H208V241H209ZM30 241H31V240H30ZM54 241H55V240H54ZM80 241H81V240H80ZM84 241H85V240H84ZM157 241H158V240H157ZM46 242H47V241H46ZM92 242H93V241H92ZM112 242H113V241H112ZM114 242H115V239H114ZM117 242H118V241H117ZM124 242H125V241H124ZM145 242H146V241H145ZM234 242H235V241H234ZM31 243H32V242H31ZM50 243H51V241H50ZM50 243H48V244H50ZM188 243H189V242H188ZM194 243H195V242H194ZM208 243H209V242H208ZM29 244H30V243H29ZM71 244H72V243H71ZM74 244L76 245L75 242H74ZM205 244H206V243H205ZM3 245H4V244H3ZM84 245H85V244H84ZM92 245H93V244H92ZM98 245H99V244H98ZM129 245H130V244H129ZM147 245H148V244H147ZM208 245H209V244H208ZM236 245H237V244H236ZM51 246H52V245H51ZM80 246H81V245H80ZM119 246H120V245H119ZM148 246H149V245H148ZM151 246H152V245H151ZM30 247H31V246H30ZM48 247H49V246H48ZM133 247H134V246H133ZM144 247H146V246H144ZM188 247H189V246H188ZM75 248H76V247H75ZM82 248H83V247H82ZM105 248H106V247H105ZM113 248H114V247H113ZM127 248H128V247H127ZM79 249H81V248H79ZM111 249H112V247H111ZM116 249H117V248H116ZM121 249H122V248H121ZM134 249H135V248H134ZM188 249H189V248H188ZM188 249H187V250H188ZM47 250H48V249H47ZM118 250H119V249H118ZM128 250H129V249H128ZM143 250H144V249H143ZM198 250H199V249H198ZM251 250H252V248H251ZM49 251H50V250H49ZM57 251H58V250H57ZM73 251H74V250H73ZM204 251H205V250H204ZM99 252H100V251H99ZM124 252H125V251H124ZM199 252H200V251H199ZM42 253H43V252H42ZM54 253H56V252H54ZM70 253H71V252H70ZM72 253H73V252H72ZM118 253H119V252H118ZM141 253H142V252H141ZM195 253H196V252H195ZM13 254H14V253H13ZM121 254H122V253H121ZM121 254H120V255H121ZM201 254H203V253H201ZM233 254H235V253H233ZM61 255H62V254H61ZM73 255H74V254H73ZM142 255H143V254H142ZM190 255H191V254H190ZM240 255H242V254H240ZM59 256H60V255H59ZM90 256H91V255H90ZM105 256H106V254H105ZM121 256H122V255H121ZM151 256H152V255H151ZM203 256H204V255H203ZM242 256H243V255H242ZM11 257H12V256H11ZM65 257H66V256H65ZM106 257H107V256H106ZM145 257H146V256H145ZM238 257H239V256H238ZM151 258H152V257H151ZM236 258H237V257H236ZM62 259H63V258H62ZM75 259L78 260L77 257H76ZM101 259H102V258H101ZM119 259H120V258H119ZM141 259H142V258H141ZM194 259H195V258H194ZM197 259H198V258H197ZM44 260H45V259H44ZM63 260H64V259H63ZM70 260H71V259H70ZM70 260H69V261H70ZM154 260H155V259H154ZM188 260H189V259H188ZM191 260H192V259H191ZM198 260H199V259H198ZM198 260H197V261H198ZM235 260H236V259H235ZM64 261H65V260H64ZM71 261H72V260H71ZM83 261H84V260H83ZM90 261H91V260H90ZM119 261H121V260H119ZM122 261H123V260H122ZM144 261H145V260H144ZM189 261H190V260H189ZM199 261H200V260H199ZM85 262H86V261H85ZM85 262H84V263H85ZM201 262H202V261H201ZM25 263H26V262H25ZM46 263H47V262H46ZM118 263H119V262H118ZM162 263H163V262H162ZM37 264H38V263H37ZM55 264H56V263H55ZM71 264H72V263H71ZM87 264H88V262H87ZM191 264H192V263H191Z\"/></svg>","mask_w":264,"mask_h":264},{"label":"crops","instance_id":"3","mask_svg":"<svg viewBox=\"0 0 264 264\" xmlns=\"http://www.w3.org/2000/svg\"><path fill=\"white\" fill-rule=\"evenodd\" d=\"M216 2H217L216 4H217V7L219 8V10L222 8L223 5H228L227 2H224V1H221V0H216ZM241 4L245 5L247 3H241ZM237 11H238V9L236 10V13H237ZM250 13H251V10L246 8V7H243L240 10V14H243V16H244V18L240 19L242 26L248 27L251 24H253L252 21H250V19L246 17ZM207 22L211 23V19H210V16H209L208 13H207ZM223 22H227V20H223ZM237 22H239V21L237 20ZM254 31L257 32L258 34L259 33L260 34H264V29H254V30L250 29V31H248V33H247L248 37L250 35L254 34L255 33ZM226 33L228 35V31L227 30H226ZM216 41H217V37L214 34H211L209 29L207 28V70H211L213 72L212 75L213 74L217 75L216 70H218V64H219L218 60L220 58V55H219V53L217 51V46L219 44ZM236 42H237V38H236ZM224 52L226 54V59L228 61L229 68H231V66H233V65H236V67H237L238 66L237 62L240 59H242L243 62L247 61L245 59V57H244V54L243 53L242 54L239 53V51H237V49H235L234 53L230 49H228V42L226 43ZM228 54H229V57H227ZM233 54H235V57L232 56ZM233 62H234V64H233ZM210 63L212 65H210ZM261 69H263V68H260V69L256 68V70L252 69V71L255 72L254 75L256 73H258V75H259L258 77L260 78V80H262V76H263V73H264V70L262 71ZM230 75H231V77H229L230 78V83L232 85H238V86H240L242 88L241 91L238 92L239 99H240L241 103H244V105H245V104H248L249 101L255 99V97L252 98V96H248V95H256L257 101H264V95H261L259 93V89L256 90L257 91V93H256V91L254 92V91H252V89H249L248 87H245L243 85V83H242V81L240 79V74L230 73ZM252 84H253V82H252ZM259 84H261V82ZM207 85H208V82H207ZM244 111L247 112L246 110H244ZM244 116H248V115L244 114Z\"/></svg>","mask_w":264,"mask_h":264}]
</instances>
